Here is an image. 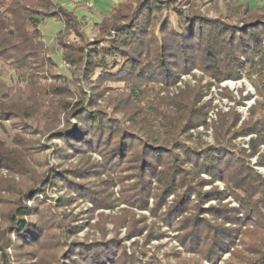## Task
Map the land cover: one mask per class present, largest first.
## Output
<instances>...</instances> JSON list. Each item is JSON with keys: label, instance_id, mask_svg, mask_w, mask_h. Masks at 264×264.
Returning a JSON list of instances; mask_svg holds the SVG:
<instances>
[{"label": "trees", "instance_id": "16d2710c", "mask_svg": "<svg viewBox=\"0 0 264 264\" xmlns=\"http://www.w3.org/2000/svg\"><path fill=\"white\" fill-rule=\"evenodd\" d=\"M0 5L4 9L0 11V59L14 65L20 72L29 73L27 85L29 94L26 98L23 100V96L19 94L8 103H0L1 113L9 117L18 114L31 119L33 114L30 112L37 113L39 111L37 105L42 106V101L50 93L53 92L55 97L60 95L64 97V92H70L67 86H65L66 89L58 92L54 86L48 88L41 84L45 76L44 72L40 71L43 68H50L49 74L55 79H58V74L57 66L43 40L40 26L51 18L64 24V29L56 38L55 46L60 48L62 57L72 66H75L76 62L84 64L82 77L84 81L87 77L89 88L95 91L92 99L81 96L76 103L63 104L62 111L66 113L67 122L73 118L77 121L78 128L73 129L68 124L66 130L56 135L74 151L101 146L107 153L111 151L112 155H119V158H123L125 154L130 137L126 136L124 129L116 127L111 121L107 122L101 113H90L87 108V105L94 104L95 98L100 95L101 91L98 87L102 82L125 87L127 95L125 99L122 98L124 100H120V106L130 111L127 106L132 105L134 98L139 104L140 98L146 95L142 87L144 84L155 80L170 83L176 79L180 71L188 72L197 63L202 62L206 64L204 69L216 79L238 78L242 69H247L250 77L257 74L263 88V91L261 88H258V91L264 98V9L249 12L246 7H235L227 3L228 19L244 15L238 23L230 24L202 15L199 7L191 3V0H137L135 6L131 0H125L116 6L108 17L103 18L100 24L94 26L96 30L104 31L105 37L108 38L88 43L84 48L79 47L71 52L63 40L71 34L81 33L83 28L82 22L74 12L68 11L55 0H8ZM161 10L167 15L172 14L175 23L165 15L160 20L158 31L155 32L153 26L157 20L156 12ZM91 72L93 76L88 77ZM200 101L201 98L192 91L172 100L171 104L168 101L164 102L162 106H165V109L158 112L154 109L157 104L148 105L149 109L153 107L154 110H146L144 117L157 119L156 125H159L162 119H167L169 126L176 128L187 120L185 128L195 127L204 123L207 113L204 106L198 107ZM229 116H220L221 132L218 136L220 139H223L225 135L231 137V130L236 127L237 120ZM131 117H135L134 113ZM115 134H118L119 138L118 135L114 136ZM239 134L254 135L253 146L254 144L264 146V103L252 109L250 119L243 124L236 135ZM149 144L153 148L147 146L144 148L146 152H143V155L147 161L143 158L141 160L143 163L137 176L138 193L134 197V206L141 210H151L153 213L165 209L162 221H167L168 225L177 218L179 224L174 229H178L179 235H182L178 239L181 238L180 243L186 251L199 255L205 251L208 253L207 258L214 262L220 254L225 252L228 240H234L238 233L237 230L226 229L224 226L230 223L231 217L234 219L233 216L236 221H242V218L238 220L241 214L246 220L240 227V230L243 226L246 227L243 232L245 237L251 238L253 234L259 233L264 235V179L262 176L244 167L239 169L230 154L218 155L215 154L216 151L211 150L200 154V152L184 148L186 160H182L176 159L179 153L176 151L183 148L177 141L164 142L155 138L153 142L150 140ZM173 146L175 151L172 153L164 151L165 147ZM253 149V155H255L257 147ZM6 152V149L0 145V168L12 162ZM66 155L69 154L66 152ZM260 159L259 165L263 166L264 157ZM178 164L181 167L185 164L189 165L192 169L189 171L186 168L177 167ZM202 173L207 174L213 181H222L225 192H229L230 196L239 203L240 209L229 210L227 206L220 205L204 210V203L212 199L220 202L225 193L214 191L201 194L203 186L210 183L203 182L200 178ZM49 175L52 177L50 184L54 183L53 179L58 175L63 176L54 169L49 172ZM153 177L158 185L156 190L159 193L155 195V207L150 209L147 203L152 185L150 178ZM199 179L200 182H198ZM195 194L198 196L197 200L190 202V198ZM171 195H175L177 199L168 206L167 199ZM63 203V201L60 202L58 207ZM188 213L190 216H186ZM205 214H209L212 221L204 219L202 216ZM26 216L31 214H28L27 208L21 207L11 216L10 230L0 228V253L2 254L0 258L6 264H11L10 260L5 259L8 247L5 244L6 234H9L7 238L10 241L11 235L17 234L18 239L25 241L28 247H34L41 241L39 233L45 231L49 233L47 229H41L31 218V225L28 227L27 221L23 220ZM131 219L132 222L128 223L132 226L127 236L129 241L135 237H141L146 229L144 217L137 220L135 216H132ZM212 222L215 223L212 224ZM216 223H221V226L215 225ZM238 225L241 224L238 223ZM66 227L62 235L65 242L73 231ZM250 227L252 229H248ZM153 239L160 240L162 236H153V234L145 236L143 246L135 241L132 245L136 250L130 253L126 247L120 245L119 241L114 240L106 242L104 239L102 241L104 243L94 242L86 246L77 244L75 248L72 247V250H67L65 256L58 258L55 264H160L155 257H151L144 250ZM254 245L257 247L254 248ZM259 245H261L260 241L255 244L252 242L248 253L253 258L250 257L246 261L239 260L235 264H264V246ZM17 264L31 263L23 261Z\"/></svg>", "mask_w": 264, "mask_h": 264}, {"label": "rangeland", "instance_id": "374dc122", "mask_svg": "<svg viewBox=\"0 0 264 264\" xmlns=\"http://www.w3.org/2000/svg\"><path fill=\"white\" fill-rule=\"evenodd\" d=\"M3 1L8 0H0V4ZM55 1L63 7H70L81 2V0ZM131 2L135 6L137 0H131ZM191 3L196 4L200 13L207 18L230 24L238 23L244 15L228 19L227 3L235 7H246L249 12L264 9V0H191ZM90 7L89 4L88 8ZM2 10L4 9L0 5V11ZM156 14L157 20L153 26L155 32L159 29L160 20L167 15L162 10ZM167 16L170 20L172 19L171 22L175 23L172 14ZM82 24L81 33L71 34L63 40L71 52L79 47L84 48L88 43L108 38L105 37L104 31L100 32L94 28L96 24L93 20L87 23L84 19ZM63 29L64 24L53 18L47 19L40 26L43 40L57 66L58 74V79H55L49 74L50 68H43L40 71L44 72L45 76L41 84L48 88L54 86L58 92L66 89L65 86H67L70 92H64V97L61 95L55 97L53 92L50 93L42 101V106L37 105L39 110L37 113L30 112L33 114L31 119L18 114L9 117L0 111V145L6 149V154L12 159L10 165H2L0 168V228L10 230L11 216L22 207L27 208L28 214H31L23 218L27 221L28 227L31 225V218L41 229L45 228L49 232L39 233L41 241L34 247H28L25 241L18 239L17 234L11 235L10 241L7 238L9 234H6L5 244L8 247L5 259L10 260L11 264L23 261H29L31 264H55L58 258L65 256L67 250H72V247L75 248L77 244L86 246L94 242L101 243L104 239L106 242L119 241L120 245L126 247L130 253L136 250L132 244L137 241L143 246L144 237L149 234L162 236L160 240H151L144 248L160 264H235L239 260L246 261L250 257L253 258L248 253L251 250V243L260 241L259 246H264V235L259 233L253 234L251 238L245 237L243 232L246 227L243 226L240 230L246 222L242 214L237 215L238 220L242 218V221H236L232 215L234 219L231 217L230 223L224 226L226 229L237 230L238 233L234 240H228L225 252L213 262L207 258L208 253L205 251L200 255L186 251L180 243L181 238L178 239L182 235H179L178 229H174L179 224L177 218L168 225L167 221H162L165 209L158 213L137 209L134 206V197L138 193L137 176L143 163L141 160L142 158L146 160L143 155V152H146L144 148L146 146L153 148L152 145L149 146V143L155 138L164 142L168 140L179 142L183 148L176 151L179 152L176 159L186 160L185 149H192L200 154L210 150L216 151L215 154L218 155L230 154L239 169L244 167L264 179V165H259L260 158L264 157V146L256 144L253 146L254 135H236L243 124L250 119L252 109L264 103V98L258 91V88L263 91L258 75L253 74L250 77L247 69H242L238 78L216 79L204 69L205 63H197L190 71L177 73L176 79L170 83L155 80L144 84L142 87L146 95L140 98L139 104L134 98L131 106L126 105L130 111L120 106V100L125 99L127 95L125 87L102 82L98 87L101 91L100 95L95 98V103L87 105V108L90 113H101L107 122L111 121L116 127L124 129L126 136L130 137L125 154L123 158H119V155H112L111 151L107 153L101 146L74 151L56 135L66 130L68 124L73 129L78 128V123L73 118L67 122L66 113L62 111L63 104L76 103L81 96L92 99L95 91L89 88L87 77L86 81L82 77L84 64L76 62L75 66H72L62 57L60 48L55 46L56 38ZM243 61L245 64V59ZM61 62H66L68 66L62 67ZM26 72H20L14 65L0 59L1 104L8 103L19 94L23 96V100L26 98L29 94L27 90L29 73ZM92 74V72L89 73L88 77L93 76ZM94 81L98 83L95 79ZM192 91L201 98L198 107L206 108L207 113L203 124L185 128L188 121L184 120L176 128H172L167 119H162L159 125H156L157 119L144 117L146 110L155 109L156 112L163 110L164 102L168 101L171 104L172 100ZM39 99L42 100L41 97ZM152 104L157 105L154 109L153 107L149 109L148 105ZM132 113L135 117H131ZM224 115L233 117L237 120V124L231 130V137L225 135L223 139H220L218 138L221 132L220 116ZM254 147H257L255 155H253ZM165 148L164 151L167 153L175 151L174 146ZM62 151H66L69 155ZM177 167L181 165L178 164ZM181 168L189 171L192 169L186 164ZM53 169L63 176L58 175L53 179L54 183L50 184L52 177L49 172ZM200 178L203 182H210L203 186L201 194L214 191L225 193L220 202L212 199L204 203V210L220 205L227 206L229 210L240 209L239 203L230 196L229 192H225L222 181H213L205 173L200 174ZM150 182L152 185L147 204L150 209H153L156 204L155 195L159 191L156 190L158 185L154 177L150 178ZM196 197H198L196 194L192 195L190 202L196 201ZM176 199L175 195H171L167 199L168 206H171ZM62 201L63 205L58 207ZM123 211L126 212L123 213ZM132 216H135L137 220L144 217L146 229L141 237H135L129 241L127 236L132 226L128 223L132 222ZM186 216H190V213ZM202 217L212 221L209 214ZM238 223L241 225L239 226ZM215 225L221 226V223ZM65 226L73 230L66 240L68 247L62 239ZM256 247L254 245V248ZM0 264L6 263L0 258Z\"/></svg>", "mask_w": 264, "mask_h": 264}, {"label": "crops", "instance_id": "0c3cea01", "mask_svg": "<svg viewBox=\"0 0 264 264\" xmlns=\"http://www.w3.org/2000/svg\"><path fill=\"white\" fill-rule=\"evenodd\" d=\"M125 0H81L73 6H65L64 8L70 12H74L78 19L84 23L94 21L95 24H100L102 19L108 17L113 9ZM91 5L88 8V5ZM63 7V5H62ZM69 8V9H68Z\"/></svg>", "mask_w": 264, "mask_h": 264}, {"label": "built area", "instance_id": "2783aa9c", "mask_svg": "<svg viewBox=\"0 0 264 264\" xmlns=\"http://www.w3.org/2000/svg\"><path fill=\"white\" fill-rule=\"evenodd\" d=\"M61 63H62V67L68 66V64L66 62H61Z\"/></svg>", "mask_w": 264, "mask_h": 264}]
</instances>
